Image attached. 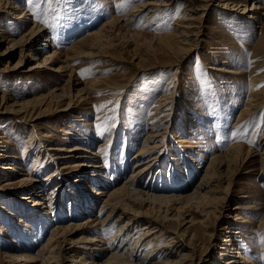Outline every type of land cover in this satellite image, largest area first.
<instances>
[{
	"label": "rangeland",
	"instance_id": "rangeland-1",
	"mask_svg": "<svg viewBox=\"0 0 264 264\" xmlns=\"http://www.w3.org/2000/svg\"><path fill=\"white\" fill-rule=\"evenodd\" d=\"M141 1L149 0H134L130 5L127 0H36L30 10L28 0H9L18 5V13H25L20 20L13 18L16 11L12 14L14 10H5L4 3L1 5L0 34L7 39L0 44V53L6 49L8 39L18 40L35 24L49 38H38L32 44L33 50L24 47L20 53L17 47L8 57L0 55V264H7L11 254L30 257V261L18 258L15 264H41L47 251H43L40 260L33 257L57 225H65L71 219L83 223L88 218L91 221L71 230L62 243L69 255L77 260L87 259V263L94 260V264H103L110 252H116L121 259L131 255L125 264H214L218 253L223 252V238L229 237L249 260L264 264V234L258 229L264 213V173L259 172L257 154L261 152L259 141L264 133V9L254 13L241 11L245 4L264 6V0H156L158 4L169 3L148 6L141 13L128 16ZM223 2L230 3V7H222ZM121 3L127 6L118 11ZM205 4L206 8H200ZM190 15L200 16L193 24L196 35L179 44L170 34ZM112 20V25L107 24ZM71 31L74 34L70 35ZM98 31L102 36L87 37ZM103 34L113 39L110 44L103 40ZM98 40L101 41L91 48ZM48 41L55 47H46L43 54L36 56L41 59L55 50L52 68H67L54 71L46 65L39 71H27L35 65L31 53ZM18 61L20 68L15 69ZM98 77L104 78L89 86ZM45 95L51 98L49 102L35 105L36 99ZM26 109H32L29 116L25 115ZM197 111L200 116L196 120L192 114ZM191 117L197 125L187 132L182 125L185 118ZM151 126L160 133L151 142L160 146L138 156L146 146L144 141ZM74 130L84 141L75 138ZM74 144L96 155L82 152L85 157L59 158ZM231 145H237L235 152L239 157L228 168L220 166L219 170L229 175L212 182L210 194L217 197V202L212 203L214 210L207 209L211 210L209 214L200 215L188 206L178 209L179 205H156L151 216L142 214L136 218L138 223L129 228V236L124 232L112 242L97 243L95 249L81 248L80 238L93 235L107 240L127 220H116V215L104 222L105 230L99 233V221L109 210L107 207L101 212V200L90 211L78 214L77 205L84 199L74 204L70 201L77 190L87 188L75 182L82 174H94L96 169L104 175L108 173L109 187L119 186L140 158L146 160L155 155L149 178L138 179V185L164 182L167 185L160 194H178L181 191L171 183H188L177 177L184 181L183 175L194 172L195 179L192 176L193 182L185 189L193 188L209 159L228 152ZM176 152L181 154L176 158L185 160L186 156L188 163L173 162L171 157ZM1 166H12L16 171ZM120 168L124 172L114 178ZM100 180L90 187L100 189L105 179ZM32 184L36 186L30 187ZM26 196L30 198L19 199ZM43 197H49V204H34ZM142 207L151 210L147 205ZM236 212L247 216L250 222H235ZM73 214L78 215L76 219ZM12 216L21 217L26 225L17 223ZM148 218L155 220L156 227L150 226L149 236L135 246L134 240L146 232L135 234V230ZM202 220L206 227H200ZM43 225L45 230L41 231ZM15 229L28 232L26 238L22 236L12 243L20 248L11 251L7 245L11 246ZM146 241L149 242L144 245ZM103 246L113 250L101 255ZM155 247L162 248L154 250ZM228 252L234 254L231 248ZM69 260L63 263L68 264Z\"/></svg>",
	"mask_w": 264,
	"mask_h": 264
},
{
	"label": "bare ground",
	"instance_id": "bare-ground-1",
	"mask_svg": "<svg viewBox=\"0 0 264 264\" xmlns=\"http://www.w3.org/2000/svg\"><path fill=\"white\" fill-rule=\"evenodd\" d=\"M172 1H174V0H171V3H172ZM204 1H210V0H204ZM3 3H4V5L2 7L5 10H6V8H8V10H14L13 12H11L12 14L15 13V11L19 8L18 5L10 4L9 0H0V7ZM168 3L158 4L156 2V0H149V1H144V2L141 1V3L135 4V6L132 9H130L129 14H127V15L131 17L134 14L141 13L148 6H155V7L157 6L158 7V5L162 6V5H165ZM229 4L230 3H228V2H223V4H221V6L224 8H229L230 7ZM206 6L207 5L205 4L203 7H200V8H206ZM261 7L264 9V6H259L256 3H253L250 7L246 6V4H245L241 11H242V13H254V12H256V10H258ZM196 9L197 8L192 9V10H196ZM15 14H16V16L14 15L13 18H16L17 20H20V19L25 17V13L22 14V13H18L16 11ZM251 16H252L251 14H248V17H251ZM199 17H194L191 15L186 17L183 20V22H181L180 24H177V27L175 28L173 33L170 34L172 36V38L177 43L183 44V42L187 38H189L190 36L196 35L194 33V30H193V28H195V25H193V24H194V22H196L197 18H199ZM107 24L112 25L113 20L108 22ZM1 31L3 33H5L4 30H1ZM101 31L92 32L87 37H89V39H93V38H96L98 36L100 37V36H102ZM74 32L75 31H71L70 35L74 34ZM113 34H114V32H113ZM42 37H45L46 39L49 38V36L45 33V30L42 27L35 24L34 28H31L29 31L23 33L18 40H9L8 39L7 47L4 51H2L0 53V55L8 57V56L12 55V52H14V50L17 47L20 48V53L23 52L24 47H30L29 49L33 50L32 44L38 38H42ZM112 37H114V36H112ZM4 38H5L4 35L0 34V44H2V42L7 39V38L6 39H4ZM103 40H107L110 44L112 42L111 40H113V39L108 37V35L103 34ZM92 41L93 40H91V43H92ZM99 41H101V40L96 41L95 44L93 46L90 45V47L95 48L96 43ZM45 43H47V44L46 45L44 44V46L39 48V49H36V50L34 49V51L31 53L32 59L35 60V65L33 67H30V69H28L27 71H29V70L36 71L37 69L39 71V70L43 69L44 67H46V65L50 67L49 69L54 70V71H61L63 68L66 69L67 66H65V65H63V66L61 65V66H57V67L52 68L53 67L52 63L55 62V59H54L55 54H56L55 50H53V52H51L49 54H46V56L42 57L41 59H40V57L36 56V54H39L40 52L42 53L43 49L46 47H51V48L55 47L53 45L52 41H48ZM183 49H184V47H183ZM20 63H21V61H18L17 64L14 65V67L19 66ZM53 64H55V63H53ZM19 68L20 67H17L15 69H19ZM229 72L237 73V72L232 71V70H229ZM102 78H104V77H98L96 79H93L92 81H90L89 86H92L95 83L101 82ZM250 89H252V86L250 87ZM48 98H50L49 95H45V96H40L39 99H36V98H33V99L37 100V103L35 105L43 106V105H45V103L47 101L49 102V100L51 99V98L50 99H48ZM31 110L32 109H26L24 111L25 115L29 116L31 113ZM191 114H192V112H191ZM192 116L197 120V117L200 116V113L197 111V112L193 113ZM35 118H37V115ZM195 119H193L192 117L190 119L185 118L186 122L182 125V128L187 129V132H189L190 127L197 125V122ZM200 119H202V118L200 117ZM150 129H152V130L148 131V134H147L146 139L144 141V144L146 146L143 147L142 151L139 150V152L137 153L138 156H140L141 153L143 154V153L152 151L154 149L156 150V148L158 146H160V144H152V142H151L152 139L158 137L160 135V133L155 131V126H151ZM63 133H67V131L64 130ZM73 134L75 135V138L79 137L78 138L79 141L81 139H82L81 141H84L83 140L84 137L81 136V134H79L76 130L73 131ZM236 147H237V145H231L228 152H226L222 155L219 154V155H215V156L211 157L209 159V161L207 162L206 166L203 168L202 175L199 177V179L197 180V182L193 188L188 189V190L185 189V187H188L189 182H193V178H194L195 174H194V172L191 171L192 168H190L191 172H189L188 175L187 174L183 175V176H185L184 181H182V178L177 177V179H179L178 181L188 183L187 185H184V183H183L181 186L180 185L178 186L177 183L175 185L173 183H171L173 188H177L178 190L181 191V192H178V194H169V195L168 194H160L164 191V189L167 185V184H164V182L163 183L161 182L160 184L155 182V184H154L155 187H154V185L152 186L148 183L143 184V187L138 185V179L149 178L148 175L151 171V166L155 163V158L157 157L155 155L147 158L146 160H140V159H142V158H140L139 161H137L134 164V169H133L131 175L124 181V183H122L119 186L109 187L108 186L109 183L106 181V180H110V178H108L109 177L108 173H105V175H104V173H100L96 169L93 172L94 174H92L91 171L87 174L86 173L82 174V177L75 182H77V184L81 183L83 185V187L86 186L87 190L85 188H84L85 190H83V188L81 187L79 190H77V192H75V193H77V195L74 196L75 201H74V199H72L70 201V204H72V203L74 204V202L78 203V202H81V199H84V201L82 203H79V204H83V205H79V204L77 205V207L80 210V212L78 214H84L85 211H87V212L90 211L92 209V207L94 206V204L97 201L101 200V203H100V209H102L101 212L104 209H106L107 207H109V210H107L108 212L105 215V217L103 218V220L99 221L100 226L102 228L104 226L103 224L105 221H107V222L110 221L111 218L116 216V215H117L116 220L121 219L122 217H126L127 220L124 223V225H121L119 227V229L117 230V232L111 238H109L107 240H102L101 238H97L96 236H93V235L80 238L78 240V242L83 244V247H81V248H84L87 250L95 249V247L93 248V246L97 245V243L106 244L108 242H112L114 239L118 238V236H120L124 232H127V235L129 236L130 235L129 228L132 227L135 223H138L136 218L142 214L145 215V217H147L149 214L151 216L152 211L154 210V207L156 205L168 204L170 206H175L174 208H176V206L179 205L178 209L181 208L182 206H188V207L194 208L195 210H197V212H200V215L202 213H204V215L209 214L211 212V210H207V209L212 208L214 210L215 208H214V206H212L213 205L212 203L217 202V197H214L213 195L210 194L213 191V189L210 188L211 184L214 180H218V179L220 180L222 178L223 179L228 178V175H229L228 172L224 174V172L220 171L219 168H220V166H223V165H226L227 166L226 168H228V167H230L231 164H235L234 162L239 157V155H238L239 153L235 152ZM61 150H65V149H61ZM258 150H261L260 153H257L259 155V157H258L259 158V166H260L259 172L261 174H263L264 173V133L260 138ZM79 151H81L80 152L81 155L78 153ZM82 152L83 153L89 152V154H91V155H94V156L96 155L94 152H91V150L89 151L87 148H82L81 146H79V144H74L73 147L66 149V151L64 153H67V154L62 155V157H59V158H67V157H72L74 155L80 156V157H85L84 155H82ZM179 154H180V152H176L175 156L171 157V160L173 162L176 161L177 163H180L178 161L182 160V162L180 164H182L183 161L184 162L187 161V163H188V159H186V156H184L185 160L182 159V157L176 158L177 155H179ZM4 156H5L4 158L8 157L7 155H4ZM179 156H181V154ZM189 157L190 156L187 155V158H189ZM87 165H90V164H87ZM1 168L6 169V168H9V166H1ZM94 168H96V167H94ZM123 168L122 169L120 168L118 171H116L117 174H116V177H114V178H118L117 176L121 175L124 172ZM9 169L11 171H16L15 167H12V166ZM113 176H115V175H113ZM192 176H193V178H192ZM190 177L192 178V180L190 179ZM101 178H102V180L105 179L104 180L105 182L102 181L103 185H102V187H100V189H95V188L90 187V184L96 183L97 181H101L100 180ZM174 178H175V180H177L176 176H174ZM32 186H36V185L35 184L30 185V187H32ZM41 187H43V186H41ZM57 188H60V187L56 186V189ZM41 192H43V191H41ZM92 192H93V194H92ZM38 195H36V196H38ZM43 196H45V194ZM20 198H30V197L29 196L19 197V199ZM48 199H49V197L48 198L43 197L41 199V202H35L34 204H38V205L42 206L45 203H47ZM30 201H32V200H30ZM47 204H49V203H47ZM85 204H86V206H84ZM134 205L135 206L138 205L137 209H131V207H133ZM142 205L143 206L144 205L149 206V208L151 210L144 209L142 207ZM73 206H76V205H73ZM46 207L47 206L45 205V208ZM252 207L255 208V206H252ZM181 209H183V208H181ZM129 210H131V212ZM184 210H186V209H184ZM3 211L5 214L10 215V212H6V210H3ZM18 211H21V210H18ZM186 211H185V214H186ZM166 212L167 211H165V213ZM37 214H39V213H37ZM30 215H32V214H30ZM126 215H128V216H126ZM188 215H190V214L188 213ZM71 216L76 219L78 215L73 214ZM163 216L166 217V215H163ZM233 216H234L233 220L235 222H239L241 224H246V223L250 222V219H248L247 216H244L243 214L236 212ZM30 218H31V216H30ZM189 218H190L189 220L191 222L194 220L193 217H191V216ZM12 219H15L17 223L23 222V225H26V222H24L25 220L22 219L21 217H18L17 219L15 217H13ZM72 220L73 219L69 220V223H67L65 225H57L52 230L51 235L48 237L46 244L43 246V248H41L39 250L37 256L33 257V259L35 261L40 260L42 258L43 251L44 252L47 251L48 255L46 256V258L41 259V264H62L64 262V260H67L68 258H70V260H69L70 263H68V264H94L93 263L94 260L92 262H88V263L86 262L87 259H84V258L77 260L75 258L76 256L69 255V253H68L69 249L63 250L62 243L65 242V239H66L65 235H67V234L70 235L71 230H73L75 228L77 229V228L82 226L81 224H85L88 221H91L89 218L83 223H74V222H72ZM154 221H152L151 219L148 218L147 220L144 221L143 225L141 224L140 227H138V229L135 230V232H136L135 234H137L140 231H146L143 234H141L137 239L134 240V242H136L135 246L137 245V242H140V240L142 241L149 236V234H150L149 228H150V226L154 225ZM199 222H200L199 224L201 225L200 227H206L207 226L206 222L204 223V220L199 221ZM234 224H236V223H234ZM234 224H231L232 228L235 227ZM153 227H156V225H154ZM44 228H45V226L43 225V227L41 226L40 230L43 231V230H45ZM102 228H100V230H98L99 233L104 232L105 229L104 228L102 229ZM258 229L260 230L261 233L264 234V213H263V216H262V218L258 224ZM26 231L22 230L20 232L18 229H15L13 232L14 235L12 234V237H11L12 239H10L11 240V242H10L11 246L7 245V248L11 251L20 248V247H17L16 245L12 246V243H16L17 239H21L22 236H24L26 238L27 236H25V235L28 232V231L27 232ZM22 232H23V234H22ZM90 232H92V231H90ZM232 232L234 233V232H236V230H234ZM135 234L130 236L129 240H131ZM230 239L231 238H229V237L223 238V242H225V246H223V248H222V246H220V248L223 249V252L218 253L219 257L213 261L214 264H255V262H253L252 260H249V258L240 250V248L235 247L233 242ZM148 242L149 241H146L144 243V245ZM166 245H164L163 247L165 248ZM51 246H52V248H50L51 249L50 250L49 247H51ZM159 248H162V247H155L154 250L159 249ZM230 248H231V252L234 251V254H230L228 252V251H230ZM101 250H102V252H101V255H102L104 253V251L106 253L107 251H109V250L112 251L113 249H109V246L108 247L103 246L101 248ZM64 251H66V252H64ZM163 251H165V250H163ZM117 254H116V252H110L109 257L107 258L106 262L103 264H125V262L130 261V259H131L130 258L131 255H127L128 258L121 259L120 258L121 255L119 254L120 255L119 256ZM222 255H227L226 258H228L229 260H225L223 262V259H226V258L222 257ZM8 257H9L10 261H8L7 264H15V262L18 260V258L19 259L24 258V259H28L30 261V257L23 255V254H11ZM19 261H21V260H19ZM100 264H102V263H100Z\"/></svg>",
	"mask_w": 264,
	"mask_h": 264
},
{
	"label": "snow or ice",
	"instance_id": "snow-or-ice-1",
	"mask_svg": "<svg viewBox=\"0 0 264 264\" xmlns=\"http://www.w3.org/2000/svg\"><path fill=\"white\" fill-rule=\"evenodd\" d=\"M132 2H134V0H127V4L130 5ZM28 3L30 5V10L32 7L36 6V0H28ZM127 5L124 3H121L120 5H117V10L121 11L123 10ZM139 26V25H138ZM246 66V65H245ZM85 71H89V70H85ZM99 94V93H98ZM100 107H103L102 105ZM233 135H235V132L233 133ZM252 143H255V141H251Z\"/></svg>",
	"mask_w": 264,
	"mask_h": 264
}]
</instances>
